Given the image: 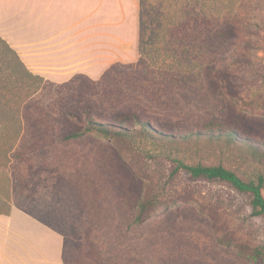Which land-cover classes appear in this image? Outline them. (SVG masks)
Returning a JSON list of instances; mask_svg holds the SVG:
<instances>
[{
  "label": "rangeland",
  "instance_id": "1",
  "mask_svg": "<svg viewBox=\"0 0 264 264\" xmlns=\"http://www.w3.org/2000/svg\"><path fill=\"white\" fill-rule=\"evenodd\" d=\"M204 2L213 15L196 24L232 30L228 39L212 37V63L226 70L212 75L213 88L194 75L172 85L151 71L134 78L127 65L138 60L136 49L129 62L109 66L104 73L116 65L104 81L103 73L65 86L43 82L26 105H11L12 116L0 105V143L12 142L7 131L25 132L12 142L16 158L0 159V209L15 201L51 218L65 235V264H264V214H253L249 195L173 173L179 164L219 165L246 182L264 180V0ZM192 19L182 29L187 42L199 36ZM70 96L91 104L104 123L135 104L154 126L170 122L164 132L173 138L63 140L76 126L60 114ZM210 118L227 119L240 138L186 139ZM145 200L152 203L136 223Z\"/></svg>",
  "mask_w": 264,
  "mask_h": 264
},
{
  "label": "trees",
  "instance_id": "2",
  "mask_svg": "<svg viewBox=\"0 0 264 264\" xmlns=\"http://www.w3.org/2000/svg\"><path fill=\"white\" fill-rule=\"evenodd\" d=\"M209 4L210 0H205ZM193 5L191 10L187 6ZM210 6V4H209ZM219 10V9H218ZM216 13L220 15V12ZM210 8L206 9L204 0H140L139 2V58L133 64H128L127 67L135 72L134 78H139L140 74L155 73L161 77V84L168 82H184L189 76L194 75L200 81H206L207 85L213 88V74L225 75V69H215L214 53L210 46L213 40L228 39L232 34L231 28L212 30L208 26L200 27L196 24H208ZM210 13V14H209ZM193 18V19H192ZM193 20L199 36H193L190 41L184 40L182 29L187 26L190 20ZM210 29V30H209ZM169 35L167 41H163L162 37ZM203 36V37H202ZM214 39H213V38ZM156 47V48H155ZM211 58V59H210ZM167 64V65H165ZM115 66L110 67L101 77L100 81H104L112 72ZM85 79V76H75L69 82L59 84L62 86L76 82L77 79ZM207 79V80H206ZM137 81V80H135ZM51 82L45 81L39 76L33 75L21 61L17 53L10 45L0 37V105L9 108L8 114L14 115L11 112V105H26L31 96L40 87L41 83ZM91 82V81H90ZM187 82V81H186ZM56 85V84H53ZM5 88L3 92L1 89ZM126 106L118 111L111 121L104 123L98 121L92 113V105L87 102H82L73 97H66L62 100L60 114L64 119L71 120L76 123L72 129L62 135L63 140H77L87 135L94 134L101 138H126L138 132L150 137L173 138V136L165 134V130L173 127L170 122H158L155 126L151 124L148 118H143L136 105L126 104ZM133 105V106H131ZM6 113V112H5ZM2 115V112H0ZM213 118L203 125L205 130L190 131L185 137L189 138H220L225 137L227 140H238L240 129L231 130L227 119H223L213 123ZM82 126H80V125ZM206 133V134H204ZM9 139L16 141L22 139L25 132L23 128L20 130L7 131ZM12 142L0 143V159L7 160L8 158H16L14 149L17 145ZM21 144H18V147ZM34 143L27 147L32 154L34 151ZM260 149L264 152V146ZM182 169L186 172L191 180L217 181L229 185L239 193L247 194L250 197V205L253 209V214H264V197L261 189L264 180L260 177L258 183L246 182L239 178L234 172L222 166H206L202 164L188 166L179 164L173 171L176 173ZM150 200L141 201L138 206L140 208L135 222L140 223L144 219V215L148 210ZM51 219V218H49ZM55 229L51 225L48 226ZM59 231V230H58ZM61 232V231H60ZM62 233V232H61ZM63 234V233H62ZM64 239L65 235L63 234ZM65 249V246H64Z\"/></svg>",
  "mask_w": 264,
  "mask_h": 264
},
{
  "label": "crops",
  "instance_id": "3",
  "mask_svg": "<svg viewBox=\"0 0 264 264\" xmlns=\"http://www.w3.org/2000/svg\"><path fill=\"white\" fill-rule=\"evenodd\" d=\"M140 0H0V37L26 68L60 84L99 79L139 44ZM35 208L0 209V264H65L63 234Z\"/></svg>",
  "mask_w": 264,
  "mask_h": 264
}]
</instances>
